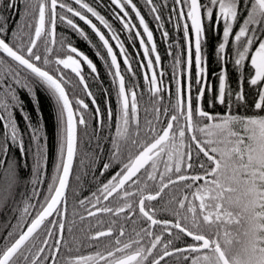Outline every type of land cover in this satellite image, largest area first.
Wrapping results in <instances>:
<instances>
[{
    "label": "snow or ice",
    "instance_id": "1",
    "mask_svg": "<svg viewBox=\"0 0 264 264\" xmlns=\"http://www.w3.org/2000/svg\"><path fill=\"white\" fill-rule=\"evenodd\" d=\"M0 264H264V0H0Z\"/></svg>",
    "mask_w": 264,
    "mask_h": 264
},
{
    "label": "trees",
    "instance_id": "2",
    "mask_svg": "<svg viewBox=\"0 0 264 264\" xmlns=\"http://www.w3.org/2000/svg\"><path fill=\"white\" fill-rule=\"evenodd\" d=\"M158 36H159V33H157V37ZM73 39L76 41V43L78 44V47L81 50H83L89 56H93V53L91 52L92 50L89 47H87V45H85L82 40H79L76 37H73ZM165 63L167 64L168 61H165ZM209 63H210V70L214 69L216 67L214 59L211 56L209 58ZM24 99H25L28 110L31 111L32 110V104L29 101V98L27 96H25ZM39 99H40V111L43 114L45 128H46L47 135L49 138V145L52 146L54 144L55 131H56L53 107H52L48 97L46 96V94H44L42 92L39 93ZM18 119H19V117H18ZM21 126H23L22 121H21ZM30 164H31L30 159L27 161V165L25 164V161L23 159L20 160V166L22 169V174L25 177H27L29 175L28 165H30Z\"/></svg>",
    "mask_w": 264,
    "mask_h": 264
},
{
    "label": "flooded vegetation",
    "instance_id": "3",
    "mask_svg": "<svg viewBox=\"0 0 264 264\" xmlns=\"http://www.w3.org/2000/svg\"><path fill=\"white\" fill-rule=\"evenodd\" d=\"M83 43H84L85 45H87V47L90 48V46L87 44V42L83 41ZM91 50H92V49H91ZM91 52L93 53V50H92ZM90 57H92V58L98 60V58H95V57H94V53H93V56H90ZM98 68H99V70H100V72H101V76L105 79V84H107V82H108V80H109L110 78L107 77L106 71H105V69L103 68V62H102V61H99V62H98ZM94 90H95V89H94Z\"/></svg>",
    "mask_w": 264,
    "mask_h": 264
}]
</instances>
